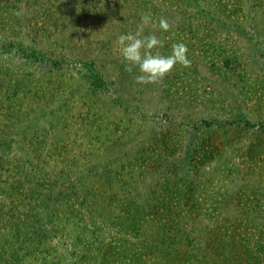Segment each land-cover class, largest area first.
<instances>
[{
    "label": "rangeland",
    "instance_id": "1",
    "mask_svg": "<svg viewBox=\"0 0 264 264\" xmlns=\"http://www.w3.org/2000/svg\"><path fill=\"white\" fill-rule=\"evenodd\" d=\"M0 264H264V0H0Z\"/></svg>",
    "mask_w": 264,
    "mask_h": 264
},
{
    "label": "clouds",
    "instance_id": "2",
    "mask_svg": "<svg viewBox=\"0 0 264 264\" xmlns=\"http://www.w3.org/2000/svg\"><path fill=\"white\" fill-rule=\"evenodd\" d=\"M154 27L150 13H141L140 23L134 32L130 31L117 37L120 55L126 71L138 69L135 82L138 84H158L179 64L189 67L188 48L183 42L171 45V53L162 54L155 49L163 48L164 41L155 32L145 34V29ZM172 26L164 17L159 19V29L167 32Z\"/></svg>",
    "mask_w": 264,
    "mask_h": 264
},
{
    "label": "trees",
    "instance_id": "3",
    "mask_svg": "<svg viewBox=\"0 0 264 264\" xmlns=\"http://www.w3.org/2000/svg\"><path fill=\"white\" fill-rule=\"evenodd\" d=\"M57 203H60V201H58V198H56ZM55 202V200H53V203ZM56 204H53L52 207H51V210L53 211V213L57 212L58 208H60V206L56 205ZM92 207V204L91 206ZM121 209H122V212H121V215H115V216H107L105 218L108 219L109 221V224H107L108 226L113 224L114 223H117L119 226L118 228L122 230V232H129V231H135L137 229V227L134 225L136 223H138L136 220V217H137V214H136V209L131 207L129 208L128 207H125L123 205H121ZM50 210V211H51ZM81 212V211H80ZM82 214L81 215H86V212H81ZM52 214V212H51ZM128 229V230H127ZM94 231H92L93 233Z\"/></svg>",
    "mask_w": 264,
    "mask_h": 264
}]
</instances>
